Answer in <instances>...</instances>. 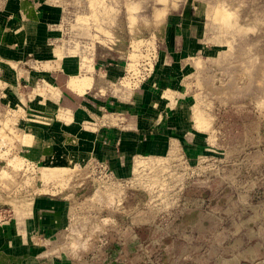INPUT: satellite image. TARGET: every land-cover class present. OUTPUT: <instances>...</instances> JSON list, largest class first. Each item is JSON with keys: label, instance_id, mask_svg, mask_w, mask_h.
Returning <instances> with one entry per match:
<instances>
[{"label": "rangeland", "instance_id": "obj_1", "mask_svg": "<svg viewBox=\"0 0 264 264\" xmlns=\"http://www.w3.org/2000/svg\"><path fill=\"white\" fill-rule=\"evenodd\" d=\"M47 1L75 53H102L116 86L166 103L158 123L173 142L129 176L98 160L44 166L22 132L30 89L0 57V223L59 193L74 264H235L248 241L261 248L249 260H264V0Z\"/></svg>", "mask_w": 264, "mask_h": 264}, {"label": "crops", "instance_id": "obj_2", "mask_svg": "<svg viewBox=\"0 0 264 264\" xmlns=\"http://www.w3.org/2000/svg\"><path fill=\"white\" fill-rule=\"evenodd\" d=\"M0 57L12 82L30 89L22 94L28 114L22 132L33 137L28 152L47 160L44 166L98 160L115 176H129L137 157L165 155L172 146L173 134L158 123L166 103L148 85L139 91L116 86V70L104 68L108 57L102 53L87 60L75 53L65 39L60 5L0 0ZM153 99L157 110L151 108ZM69 218L67 196L34 195L16 220L0 223V264H74L59 245ZM256 243L242 242L235 264H253L251 251L261 249Z\"/></svg>", "mask_w": 264, "mask_h": 264}, {"label": "bare ground", "instance_id": "obj_3", "mask_svg": "<svg viewBox=\"0 0 264 264\" xmlns=\"http://www.w3.org/2000/svg\"><path fill=\"white\" fill-rule=\"evenodd\" d=\"M85 63V62H84ZM74 76V75H73ZM77 76V75H76ZM90 77L89 78H91V75H89ZM78 77V76H77ZM80 77V76H79ZM68 81H71V79L70 80H68ZM75 80H73V82H74ZM88 82V80L85 82V84ZM69 83V82H68ZM70 83H72V81L70 82ZM74 84V83H73ZM90 84V83H89ZM73 86V85H72ZM69 87H71V86H69ZM76 86H74V88H75ZM90 87V86H89ZM85 88V87H84ZM81 89H82V87H81ZM85 90V89H84ZM61 118V117H60ZM57 168H60V167H57ZM56 169V168H55ZM59 171H61V168L59 169Z\"/></svg>", "mask_w": 264, "mask_h": 264}]
</instances>
